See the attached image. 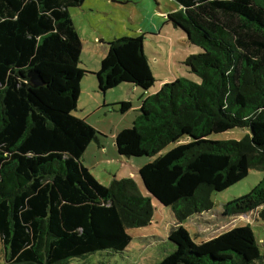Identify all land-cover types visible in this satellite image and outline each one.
<instances>
[{"label": "trees", "instance_id": "16d2710c", "mask_svg": "<svg viewBox=\"0 0 264 264\" xmlns=\"http://www.w3.org/2000/svg\"><path fill=\"white\" fill-rule=\"evenodd\" d=\"M172 1L179 9L167 21L199 48L182 62L199 82L179 78L141 98L131 128L115 136L119 156L156 157L138 169L142 196L132 178L103 186L81 162L99 135L72 114L88 72L79 67L82 42L69 9L85 0H0V264L122 254L127 230L151 223V198L174 222L156 264H264L249 226L199 244L182 226L212 211V196L250 169L264 171V0ZM142 39L108 43L94 73L98 92L154 86ZM31 73L41 85H31ZM114 105L121 114L131 107ZM233 129L247 134L209 139ZM182 139L189 141L160 154ZM253 211L264 222V178L222 207L229 216Z\"/></svg>", "mask_w": 264, "mask_h": 264}, {"label": "rangeland", "instance_id": "374dc122", "mask_svg": "<svg viewBox=\"0 0 264 264\" xmlns=\"http://www.w3.org/2000/svg\"><path fill=\"white\" fill-rule=\"evenodd\" d=\"M91 1L92 0L86 2L85 0L80 7L69 9L73 25L82 42L79 67L88 71L81 80L82 83L80 84L81 87L77 106L72 114L75 117L84 119L98 132L99 135L97 138L102 141L105 148L99 151L97 144L92 141L83 153L81 162L90 170L92 175L100 181H105V183L113 176L125 177L129 175L135 182L139 193L142 196H147L138 174V169L132 172L130 166L118 165L116 162V160H119L117 157L119 155L115 147V136L123 129L131 128L132 126L133 119L135 115H137V112H134V110L139 109V93L143 92V90L139 88H137L138 90L130 89V84L124 83L102 94L97 90V80L93 71L98 67L99 57L105 54V50L107 52L108 43H110V41L121 37L136 38L141 36L144 34L142 32L144 31L145 23L151 15L155 14V18H158L157 12H171L175 10L177 5L172 0H155V4L152 0H137L138 3L132 0L120 4L115 2L117 0H106L109 5L96 0ZM148 6H150L152 10L149 11ZM160 17H162V19L160 18L162 21L163 15H160ZM168 23L166 22L163 26V34L162 32L161 34L157 33L158 31L156 30L152 33L153 35L150 33H145V35H143V52L145 49L150 59V65H152L154 70V64L151 62L154 60L153 54L158 52H150L160 47V40H166V42L169 43L168 41L170 39L168 40V38L173 35L174 38L179 39V43H181V45L177 44L179 51L180 49L185 50L187 48L182 46V44L184 45L186 42L183 41L186 40L184 39V33L180 29L174 28L171 23ZM91 33L96 34L98 38L94 40L90 39ZM186 50H189L188 54L191 55L200 52L199 48L191 44ZM180 61L181 60L175 61V67H177L179 72L183 73V75L191 79V81L198 83L199 79L194 74L186 71L187 69L182 66V63L178 65ZM182 70H184V72ZM154 79L155 85L152 89H156L160 81L159 76H155ZM88 81L92 82L93 85L87 84L86 82ZM104 97H106L107 101L118 100L129 102L131 103V107L124 114L119 113L118 107L114 104H112L114 105V109L111 105L97 107L96 100L101 102ZM246 134V130L233 129L221 134H213L209 139L213 141H239L243 139ZM188 141V139H182L179 142L171 143L167 145L160 154L166 153L177 145L187 143ZM105 149H107L106 152ZM155 158L156 157L134 158V160H132L133 166L139 168ZM101 162H105V164H101ZM263 178L264 171L250 169L246 178L230 186L226 190L214 194L212 196V201L214 203L212 211L195 215L182 223L189 238L194 243L199 244L235 227L249 226L258 243L260 252L264 255V222L257 219V212L253 211L235 216L225 215L222 212L224 204L248 194ZM151 205L153 207L151 223L145 227L130 228L127 230L131 241L122 254L103 257L101 254L97 253L88 256V258L84 260L85 263L156 264L163 255L169 251L167 250L169 248L167 236L174 222L170 208L162 207L152 198ZM84 261L73 260L71 263L80 264Z\"/></svg>", "mask_w": 264, "mask_h": 264}, {"label": "crops", "instance_id": "0c3cea01", "mask_svg": "<svg viewBox=\"0 0 264 264\" xmlns=\"http://www.w3.org/2000/svg\"><path fill=\"white\" fill-rule=\"evenodd\" d=\"M87 1H89V0H86V2ZM92 1H94V0H92ZM91 1V2H92ZM96 1H98V2H104L106 5H109V3H108V1H106V0H96ZM129 1H132V0H117V1H115L116 3H118V4H120V3H125V2H129ZM133 1H135V3H138V1L137 0H133ZM152 2H154V4H155V0H152ZM147 3V2H146ZM86 4V3H85ZM148 9H149V11L150 10H152L151 8H150V6H148ZM179 8H178V6L175 8V10H173V11H171V12H167V13H159V12H157L158 13V18H155V14L154 15H151L150 17H149V19H148V21L145 23V27H144V31L142 32V33H144V34H142L141 36H143V35H145V33H150L151 35H153L152 33H154L156 30L158 31L157 33H159V34H161V32H162V34H163V26L165 25V23L167 22L168 23V21H167V16L170 14V13H172V12H174V11H177ZM157 11V10H156ZM163 15V20L161 21L160 20V18L162 19V17H160V15ZM169 24V23H168ZM179 35V34H178ZM183 37V36H182ZM90 39H97L98 38V36L96 35V34H94V33H91L90 34V37H89ZM170 39V40H169ZM184 39H186V37L184 38ZM168 42L169 43H167L166 42V40H160L161 42L159 43V45H160V47H159V45H158V49H155V51H152V52H150V53H153V52H158V53H154L153 54V58H154V60H153V62H151V63H153L154 64V68H155V70L153 69V67H152V65H150V59H149V57H148V55L146 54V52H145V49H144V54L146 55V57H147V60H148V65H149V68H150V70H151V72H152V75L155 77V76H159V84H158V86H157V88L156 89H150L149 91H147V92H145V91H143V92H140L139 93V97H138V103H139V107H140V101H141V98H143V97H147L148 95H151V94H155L157 91H159V89L163 86V85H165V84H169V83H171V82H173V81H175L176 79H179V78H183V79H189L188 77H186L185 75H183V73H181V72H179V70L177 69V67H175V61L176 60H181L180 62H178V65H179V63L181 64L182 63V60L184 61L185 59H186V57L187 56H189V55H191V54H188V52H189V50H186L188 47H189V43H188V41H187V39L186 40H183V41H186L185 42V44L183 45L182 44V46H184V47H187L185 50H181L180 49V51H179V49H178V47H177V44H179V45H181V43H179V39H175L174 38V36L172 35V36H170L169 38H168ZM106 55V50H105V54L104 55H102L103 57ZM102 56H100L99 57V61H98V63L100 64V62H101V60L103 59V57ZM159 59H161V60H159ZM99 64H98V67H96L97 69H95L93 72L94 73H96V72H98V70H99V68H100V66H99ZM87 71V70H86ZM157 71H160V72H157ZM183 72H184V70H182ZM88 72V71H87ZM90 72H92V71H90ZM186 73V72H185ZM189 80H191V79H189ZM82 83V82H81ZM87 84H90V85H93V83L92 82H90V81H88V82H86ZM94 84H95V82H94ZM154 85H155V83H154ZM80 87H81V85H80ZM130 89H137L136 87H134V86H132V85H130ZM138 90V89H137ZM106 95V94H105ZM104 95V96H105ZM97 101V104H96V102H95V104L97 105V107L98 106H108V105H112V104H116V103H120V102H123V101H116V100H112V101H107L106 100V97H104L103 98V100L101 101V102H99L98 100H96ZM131 104V103H130ZM138 110V109H137ZM137 110H134V112L135 111H137ZM134 120V119H133ZM96 144H97V148L99 149V151H101L102 149H104L105 148V145H103L102 144V141L101 140H99V138H97V140L96 141H94ZM91 144V143H90ZM89 144V145H90ZM88 145V146H89ZM107 151V149H105V152ZM118 157V159L119 160H116V162L118 163V165H127V166H130L131 168H132V172L134 171V170H137V169H139L138 167H134L133 166V161L132 160H134V159H127V158H125V157H122V156H117ZM101 164H105V162H101ZM145 165V164H144ZM84 166V165H83ZM143 166V165H142ZM85 167V166H84ZM89 170V169H88ZM89 172H90V170H89ZM91 173V172H90ZM92 175V174H91ZM95 179H96V181L99 183V184H101V185H103V186H107V185H109V183L111 182V180L113 179V178H117V179H120V178H127V177H130L129 175H126L125 177H117V176H113L111 179H109L108 181H106L107 183H105V181H100L98 178H96L94 175H92ZM105 180V179H104ZM207 241V240H206Z\"/></svg>", "mask_w": 264, "mask_h": 264}, {"label": "water", "instance_id": "95a60500", "mask_svg": "<svg viewBox=\"0 0 264 264\" xmlns=\"http://www.w3.org/2000/svg\"><path fill=\"white\" fill-rule=\"evenodd\" d=\"M29 78L32 86L41 85V80L35 73L29 74Z\"/></svg>", "mask_w": 264, "mask_h": 264}]
</instances>
